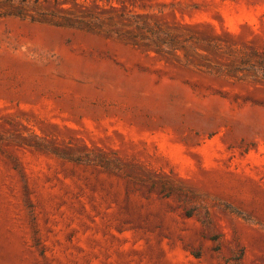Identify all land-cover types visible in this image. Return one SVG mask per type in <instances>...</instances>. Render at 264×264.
Segmentation results:
<instances>
[{"label":"rangeland","instance_id":"rangeland-1","mask_svg":"<svg viewBox=\"0 0 264 264\" xmlns=\"http://www.w3.org/2000/svg\"><path fill=\"white\" fill-rule=\"evenodd\" d=\"M0 264H264V0H0Z\"/></svg>","mask_w":264,"mask_h":264}]
</instances>
